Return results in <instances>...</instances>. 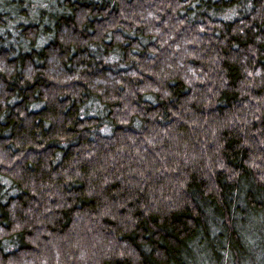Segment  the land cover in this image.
Returning <instances> with one entry per match:
<instances>
[{
    "label": "clouds",
    "instance_id": "clouds-1",
    "mask_svg": "<svg viewBox=\"0 0 264 264\" xmlns=\"http://www.w3.org/2000/svg\"><path fill=\"white\" fill-rule=\"evenodd\" d=\"M0 264H264V0H0Z\"/></svg>",
    "mask_w": 264,
    "mask_h": 264
}]
</instances>
